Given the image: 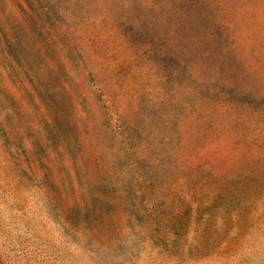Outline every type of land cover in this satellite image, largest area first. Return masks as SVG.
I'll return each mask as SVG.
<instances>
[{"label":"rangeland","instance_id":"374dc122","mask_svg":"<svg viewBox=\"0 0 264 264\" xmlns=\"http://www.w3.org/2000/svg\"><path fill=\"white\" fill-rule=\"evenodd\" d=\"M0 264H264V0H0Z\"/></svg>","mask_w":264,"mask_h":264}]
</instances>
